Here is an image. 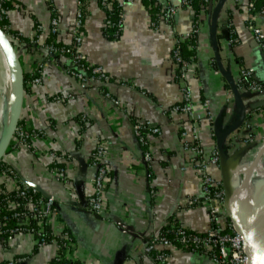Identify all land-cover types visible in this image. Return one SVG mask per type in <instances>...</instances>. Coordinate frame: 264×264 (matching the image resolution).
Here are the masks:
<instances>
[{
	"label": "crops",
	"instance_id": "0c3cea01",
	"mask_svg": "<svg viewBox=\"0 0 264 264\" xmlns=\"http://www.w3.org/2000/svg\"><path fill=\"white\" fill-rule=\"evenodd\" d=\"M253 1L259 11L264 0H226L217 20V39L222 65L235 83L239 69L244 68L261 85L257 92L238 87L246 117L222 147L231 177L239 173L229 185L236 188L249 176L247 186L254 191L258 188L254 184H264V168L259 175L252 172L257 165L264 167V154L256 159L264 144V53L248 26L252 21L264 36V15L249 12L248 4ZM216 2L209 0V13L200 21L190 7H179L180 0L158 5L111 0L110 7L118 4L123 20L119 36L108 38L104 33L107 11L97 0L10 1L8 37L14 35L23 42L10 39L18 50L14 52L22 74L31 76L37 65L43 68L41 84L24 91L19 119L43 131L45 138L33 141L28 149L7 153L4 161L19 180L55 199L50 232L55 240L68 234L72 243L68 251L61 252L55 242L36 248L30 236L0 243V264H50L61 255L78 264H157L145 247L163 228L177 226L204 235L214 226L211 210L216 207L215 225L224 229L227 219L221 208L204 200L197 166L203 161L204 174L223 189L216 141L236 120V107L214 60L210 15ZM170 7L179 8L169 22H158ZM78 12L83 21L78 51L108 76L105 83L89 85L86 90L68 74L67 57L55 59L26 51L30 44L44 47L53 13L58 21L57 41L74 47L71 31ZM193 28H197L196 39L184 49L188 65L180 77L172 51ZM186 93L191 115L172 113ZM57 95L64 102H54ZM10 96L12 105L14 93ZM206 101L208 110L204 111ZM142 123L159 129V135L147 136L151 159L146 164L144 149L133 133V125ZM195 134L201 156L185 148L194 145ZM97 145L106 149L110 176L102 217L83 207L93 188L94 170L89 163ZM49 147L56 154L54 162ZM214 154L216 163L211 162ZM80 160L86 162V170ZM53 163L63 170L61 175L53 172ZM251 165V176H247ZM0 185L5 188V179H0ZM196 199L197 204H190ZM258 202H264V190ZM164 252L167 264H215L208 252L175 246Z\"/></svg>",
	"mask_w": 264,
	"mask_h": 264
},
{
	"label": "built area",
	"instance_id": "2783aa9c",
	"mask_svg": "<svg viewBox=\"0 0 264 264\" xmlns=\"http://www.w3.org/2000/svg\"><path fill=\"white\" fill-rule=\"evenodd\" d=\"M11 0H0V21L7 19V9L4 4H9ZM149 3H158L168 0H145ZM202 5L207 6L209 0H198ZM99 5L106 9V11H112L110 7L111 0H97ZM189 7V0H180V6ZM170 7L163 11L159 16V21L169 22L172 16L177 12L178 8ZM249 12H256L264 15V4L257 11L255 2L248 4ZM108 13V12H107ZM123 13L120 11L116 20H111L106 17L104 31H108L111 37L116 38L122 28ZM157 23L152 22V25L156 26ZM82 15L80 12L76 14L75 22L72 28V37L74 47L68 48L65 46L53 47L44 46L45 55L47 57L66 56L69 59L70 67L68 68V74L76 81L78 86L82 90H86L89 85L95 83H105L108 80V76L98 66L88 63L79 53L78 47L82 41ZM248 28L252 31L255 41L264 53V36L259 28H257L252 21L249 22ZM7 32L8 27H5ZM58 32V21L53 13L50 21L49 33ZM197 33V28H193L191 34L188 35L187 40L194 37ZM14 41H19L18 37L11 36ZM185 41V42H186ZM182 41H178L175 48L172 51V59L175 62L177 71L180 73V77H183V71L188 65V61L182 57L181 49ZM42 66L37 65L31 73V80L28 83V88L39 86L41 84ZM237 87H244L248 92H257L261 90V85L257 84L249 70L240 68L238 72ZM105 97H108L104 93ZM72 99V97H69ZM56 103L64 102L63 98L59 95L52 99ZM204 111L208 110V102L203 103ZM172 113L191 115L192 105L190 103V95L186 93L181 104L175 105L171 109ZM133 133L137 138L139 144L143 147V161L144 163L150 162L151 154L148 150L147 136L149 134L159 135V129L148 124H134ZM184 137V135H183ZM194 145H186V149L191 151L195 156H201L197 142L196 134L192 136ZM45 138L43 131H37L30 128L26 123L19 119L14 131L12 140L10 141L7 153H13L18 150L28 149L31 143L35 140ZM251 136L246 141H250ZM106 149L103 145H97L89 163V167L94 170V176L92 180V192L87 199L88 212L94 216L102 217L104 214V199L106 195V188L109 183V169L107 167ZM4 155V157H5ZM49 157L54 162L56 154L49 147ZM4 157L0 161V179H5L7 185L5 188H1L0 196L4 195V198L0 200V243L6 244L14 239H20L25 236H30L34 239L35 247L41 249L50 243H57L59 251L69 249L72 241L68 234H63L59 239L55 240L49 229V219L55 210V199L53 197H45L41 195L38 190L31 187L29 184L18 179L15 171L4 161ZM217 155L214 154L211 162H217ZM55 163H53V166ZM199 171L202 175V192L204 200L208 203L218 204L224 213L227 223L224 229L215 225L216 219V207L211 210V221L214 226L204 235H198L188 232L186 229L178 227L174 229V241L180 246L181 249H186L192 252H211L212 260L215 264H248V259L244 250V238L241 233L235 228L231 221V218L224 208L225 206V194L220 184L204 174L205 164L203 161L197 164ZM53 172L61 175L63 170L54 166ZM239 173L232 176L238 177ZM243 192L249 193V196L245 197L246 202L240 199ZM254 191L244 186L241 193L234 199L235 204L241 202V205L249 206L252 200ZM250 198V199H249ZM197 199L193 200L190 204H197ZM9 225V226H8ZM173 240L166 237L157 235L145 247V252L149 255L157 264H167V256L164 250L173 247ZM161 250H156L157 248ZM68 251V250H67ZM50 264H78L73 259L57 256Z\"/></svg>",
	"mask_w": 264,
	"mask_h": 264
},
{
	"label": "water",
	"instance_id": "95a60500",
	"mask_svg": "<svg viewBox=\"0 0 264 264\" xmlns=\"http://www.w3.org/2000/svg\"><path fill=\"white\" fill-rule=\"evenodd\" d=\"M225 2L226 0H217L215 6L213 7L211 11V15H210V37H211L212 49L214 52L215 64H216V67L218 69L220 76L227 82L229 86V90L234 98L235 107H236L235 109L236 120L231 124V126L226 131H223L217 137V141H216V148H217V152L219 156L221 173H222L223 190L225 194L224 208L227 210L235 228L241 233V235L244 238V250H245V254L248 259V264H264V235H262V238L260 237V241L257 244L253 242V238H252L255 227L257 226L261 218L264 216V202L263 203L258 202L261 196V193L264 190V184L263 185L257 184V183L254 184L256 187L258 186V188L254 189V194L252 196L251 202L249 203V206L242 207L241 202H237L235 204L234 202L235 197L241 193L244 186H247L249 182L250 177L248 176L249 175L248 169L251 166H249L246 170V174L248 178L245 177L246 179L244 178V181L241 182V184H239L238 187L232 188L229 185V182L230 180H235L236 177L234 176L231 177V174L229 173L228 161L227 159H225L223 148H222L223 143L228 138V136L234 132H237L242 127L245 117H246L245 106H244L241 94L239 93L237 84L235 83L234 78L224 69L222 62H221L220 54H219V45H218V39H217V20H218L220 10L225 4ZM0 36H3L1 29H0ZM12 63H16L19 66L17 58L14 57V55L12 58ZM15 76H16L15 83L12 82L13 93H14V103L9 106V111L11 114L10 120H9L8 126L5 129H3V132H2V138L0 141V161L4 157L5 153L7 152L8 145L13 138L15 128L20 118L22 99H23V94H24L23 74H22L21 69L16 68ZM75 85L77 87L76 83ZM80 164H81L82 170H86L87 168L86 162L80 160ZM82 206H83V203H82ZM83 207L85 209L88 208L87 201Z\"/></svg>",
	"mask_w": 264,
	"mask_h": 264
},
{
	"label": "trees",
	"instance_id": "16d2710c",
	"mask_svg": "<svg viewBox=\"0 0 264 264\" xmlns=\"http://www.w3.org/2000/svg\"><path fill=\"white\" fill-rule=\"evenodd\" d=\"M142 1V0H141ZM145 1V0H143ZM4 7L8 10H10V3L9 4H4ZM189 7L194 11V14H195V19H200V21H202L203 19V16L207 15L209 13L208 9L206 8V6L202 5L198 0H189ZM158 8V7H157ZM107 16L106 17H109V19L111 20H116L117 16H118V13L120 12V8L118 7V4L116 3H113V6H112V11H107ZM153 16V15H151ZM195 22L198 23L197 20H194ZM5 27H8V20H3L2 22L0 21V28L3 29L6 33V35H8L9 33V30H5ZM104 33L106 34V36L108 38L111 37V34L108 32V31H104ZM12 37L14 35H11ZM57 37H58V33H49L48 34V37L45 41V44L43 46H53V47H59V46H62L60 45V42L57 41ZM19 41H20V38L18 37ZM196 39V36L192 37L191 39L187 40L186 42L182 43L181 44V49H182V57L186 60L187 58L184 56L183 52H184V49L186 47V45H189V44H193L194 41ZM22 42V41H20ZM23 43V42H22ZM12 45L14 46V44L12 43ZM20 46V45H19ZM22 46V45H21ZM31 51V50H35L39 53H42L43 55L45 54V50L43 48H39L37 45H34V44H30L28 46V48L26 49V51ZM190 54H193V53H190ZM59 56H56V57H53V58H58ZM66 57V56H65ZM31 80V76L29 73H23V89L24 91H27L29 88H28V83L29 81ZM228 87V85H227ZM4 198V195H1L0 196V200H2ZM9 226V225H8ZM178 228L177 226H173V227H165L163 228L161 231H160V236H163V237H166L168 239H171L173 240V245L175 247H180L176 241H174V229ZM192 233V232H191ZM151 240L148 241V243L150 242ZM214 250H212L209 254L211 255L212 252Z\"/></svg>",
	"mask_w": 264,
	"mask_h": 264
},
{
	"label": "rangeland",
	"instance_id": "374dc122",
	"mask_svg": "<svg viewBox=\"0 0 264 264\" xmlns=\"http://www.w3.org/2000/svg\"><path fill=\"white\" fill-rule=\"evenodd\" d=\"M1 31H2V34H3V36H1L2 40L4 41V43H6V45L8 44L7 45L8 49L11 46V48L9 49V52H10L11 55L10 54H8V55H10V57H12V58H13V55H14V57H16V54H15L14 51H18V50H16L11 45V43H10V39L11 38H9L8 35H6L5 31L3 29H1ZM6 64H8V63H6ZM12 66L13 67H12V69H10V74L9 75H8L7 72H6V75L3 74V76L0 74V102H1V105H0V116L2 117L1 118L2 123L4 122V126H6V127L8 126V123H9V120H10V115H11L10 111H9V106H10L11 100H9V99H10V97H12V96H10V94L13 95V86H12L13 85L12 82L14 80L13 76H15L16 68L20 69V64L18 66V64L13 63ZM3 86H4V88H3ZM4 126L0 127V134H1L0 135V141H1V138H2V132H3V129H4L3 127ZM261 150H264V144L262 145L260 151ZM262 169H263L262 165H257L256 167L253 168L252 172H254V174L257 172V175H259V173H261ZM258 171H259V173H258ZM246 194L247 193L243 192V195H246Z\"/></svg>",
	"mask_w": 264,
	"mask_h": 264
},
{
	"label": "bare ground",
	"instance_id": "6f19581e",
	"mask_svg": "<svg viewBox=\"0 0 264 264\" xmlns=\"http://www.w3.org/2000/svg\"><path fill=\"white\" fill-rule=\"evenodd\" d=\"M10 54L9 52V49L6 45V43L3 42L1 36H0V74L3 76V74L6 75V72L8 73V75L10 74V69L11 67H13V63H12V57H10ZM8 63V64H6ZM14 80H13V83H15V80H16V76H13ZM4 88V86H3ZM0 105H1V102H0ZM1 116H0V127L1 126H4V122L2 123V120H1ZM7 121V120H6ZM4 129L6 128V126L3 127ZM1 135V134H0ZM264 154V150H261L259 151V154H258V158ZM257 158V159H258ZM253 164V163H252ZM252 167V165H251ZM251 167L248 169V174L251 176ZM262 167H263V164H262ZM264 168V167H263ZM264 170V169H263ZM257 171V170H256ZM259 173V171H258ZM255 175H257V172L255 173ZM264 178V177H263ZM245 197H247V194L246 195H242L240 199H243L244 202H246L247 204V200L245 199ZM262 235H264V216L261 218V220L258 222L257 226L255 227L254 231H253V235H252V238H253V242L255 244L259 243L260 241V237L262 238Z\"/></svg>",
	"mask_w": 264,
	"mask_h": 264
}]
</instances>
